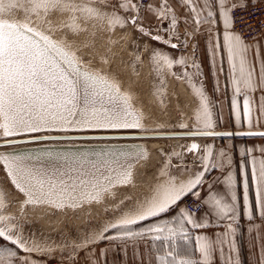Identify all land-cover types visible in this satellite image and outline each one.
Masks as SVG:
<instances>
[{
  "label": "snow or ice",
  "instance_id": "snow-or-ice-1",
  "mask_svg": "<svg viewBox=\"0 0 264 264\" xmlns=\"http://www.w3.org/2000/svg\"><path fill=\"white\" fill-rule=\"evenodd\" d=\"M175 2L176 7H173V0H0V141L3 142L0 147L39 140L41 137L34 134L41 132L100 129H138L148 132L166 127V123H153L150 129L146 121L151 118L135 102V94L122 88L115 73H105L91 67L77 55L74 42L68 40L67 35L61 38L53 35L56 31L64 30L73 35L87 32L89 25L93 29V37L98 25L101 31L108 32L117 26L123 29L131 25L141 37H148L173 50L186 49L189 40L204 28L208 33V50L214 74L218 76L225 71L223 64L226 60L227 79L233 91L235 120L240 126L241 111L237 98L242 95L243 117L249 131L223 134L213 131L215 124L209 99L202 85L198 88L192 83L193 75H202L201 66L194 58L195 46L192 57L180 55L178 58L154 48L150 62L160 79L161 87L157 89L154 86V94L161 110L165 106V72L176 76L177 80L185 79L199 102L193 112L192 118L196 123L192 129L171 133L169 138L264 136V133L250 130L256 111L264 115V58L260 55L258 42L248 43L240 33L232 30L234 17L231 13L235 8L243 7V4L240 0ZM180 7L185 10L183 18L178 14ZM93 21L95 23H91ZM150 21L158 22L154 28L155 34L153 29L144 26ZM165 22L167 27H163ZM181 22L191 26V31L186 27L183 40L177 30ZM218 23L223 28L222 44L216 30ZM173 40L176 42L173 43ZM108 43L116 44L118 41L109 39ZM83 46L91 47V43L84 42ZM100 59L107 62L103 57ZM135 61L139 62L140 57L136 56ZM177 65L185 69L191 66L196 72L190 74L184 71L176 75L171 70ZM258 91L261 95L257 104L253 94ZM174 126L188 129L182 115L179 124ZM49 138L56 137H43ZM186 151L195 156L191 163L185 161L183 152L166 154L157 183L148 197L137 202L133 208L120 211L97 231L71 245L53 246L47 241L38 240L34 233L26 236L23 226L14 223V216L4 214L7 203L0 189V239L5 242L0 244V264H35L31 258L33 253L50 256L54 252L69 249L70 258L75 259L79 251L101 241L110 244L119 242L125 253L131 244L133 257L138 258V242L145 239L153 241L156 264H214L217 258L220 264H239L234 239V223L240 211L235 176L231 171L228 172L222 181L226 187L223 194L213 191L216 180L207 179L213 170L223 171L225 165L230 166L231 157L224 149L214 155L212 145L201 149L195 142L188 145ZM247 151L251 153L252 149ZM261 152L264 153V149ZM148 155L142 145L92 155L37 154L13 150L0 152V164L14 188L24 195L25 199L20 202L22 207L47 205L55 209H75L85 203L100 202L105 195L114 196L113 190L117 187L133 184V161H146ZM173 158L177 160L176 164H173ZM193 166L197 171H192ZM185 173L187 178L179 179ZM241 173L243 211L250 223L255 218L264 221V158L253 157L251 160L254 205L249 198L248 175L243 167ZM205 184L208 186V195L201 200L200 189ZM189 194L200 200L197 207L207 208L199 219L194 211L185 206L178 209V219L172 223L134 227L142 221L169 212ZM219 222H224V232L217 233L215 239L207 235H195V246L192 247L193 237L188 226L193 230L203 229L214 224L219 226ZM262 227L264 224H253L251 228L260 241L259 264H264V235L260 233ZM110 230H114V234L107 235ZM155 242H160L159 246ZM107 251L101 249V257H105ZM196 254L198 258H194ZM90 264H100L94 252Z\"/></svg>",
  "mask_w": 264,
  "mask_h": 264
},
{
  "label": "crops",
  "instance_id": "crops-1",
  "mask_svg": "<svg viewBox=\"0 0 264 264\" xmlns=\"http://www.w3.org/2000/svg\"><path fill=\"white\" fill-rule=\"evenodd\" d=\"M264 0H240L242 4L246 3H257ZM236 2V0H233ZM176 2L173 0V7H176ZM178 14L181 18L185 15V10L180 7L178 10ZM156 21H150L146 23L144 26L146 28H151L154 30ZM163 27H167V22L164 23ZM186 27L188 31H191V26H186L183 22L178 25V32L181 40L184 39ZM206 27V26H205ZM216 30L220 36V43H223L222 37V24H217ZM235 31L234 29H232ZM236 32V31H235ZM154 33V31H153ZM244 39V38H243ZM248 43L258 42L260 45V55L264 58V36L257 37L254 39H244ZM173 43L176 41L173 40ZM188 47H191V51H185L184 55L192 57L193 46H195V60L201 66L202 75L195 76L193 75L192 82L199 88L203 87L205 95L209 99V105L213 112V120L215 127L213 131H249L247 126V122L243 117V96L238 97V103L240 105L241 111V123L240 126H237L235 115L232 109V99H233V91L231 84L227 79V62L225 60L223 67L224 72L219 73L217 76L214 74L209 46H208V33L202 28L201 33L197 34L193 38H191L188 42ZM184 49V48H183ZM190 53V54H189ZM191 64V60L189 61ZM191 68V73L194 74L196 69ZM261 93L258 91L253 94L254 99L259 101ZM258 121V122H257ZM251 131H264V115H261L259 110L256 111L255 117L253 120V125L250 129ZM189 145V142L187 140ZM199 145L201 149H203L207 145H212L214 155H217L220 149H224L226 153L231 157V165H225L223 171L213 170L210 175L207 176L209 181L213 179L217 182L213 184V191L218 193H225L226 187L222 183L224 178L227 176L228 172L231 171L236 179V192L238 196V203L240 205V211L238 213V219L234 223V227L236 228V232L234 235L235 243L238 250L237 258L239 259V264H259L260 258V241L256 239V233L251 230L252 225H261L264 224V221L255 218L251 223L249 222L247 216L243 211V176L241 173L242 167L244 171L247 172L248 181H249V198L250 201L255 203V192L254 187L251 180V160L253 157L256 159L264 158V153L261 152V149H264V136L256 135V136H239V137H208L199 140ZM242 149L244 150V154L242 155ZM248 149H252L251 153H248ZM183 152L186 154L192 155L195 159L194 154L187 153L186 148H183ZM201 154H203L201 152ZM195 172V171H194ZM208 195V186L205 184L203 188L200 189V199L202 200ZM181 207H185L182 203L177 204L174 211L172 212L173 217L172 220L178 219V209ZM207 211V208L204 207L201 213L195 214L196 218L199 219L202 216V213ZM210 219H214V217H210ZM150 225H154L152 221H145L143 227H147ZM189 231L193 237L191 243L194 248L195 235H207L210 238L215 239L217 233H222L225 231L224 222H219V226L215 224L208 228L203 229H191L188 226ZM260 233L264 235V227L260 229ZM157 244V242H155ZM153 241L150 239L141 240L137 245V252L139 253L138 258L133 257V246L131 244L127 247V252L121 250V246L119 242L115 244H110L108 241L102 244H97L89 247L86 250H83L78 259L73 263L69 264H90V259L92 257V253H95V258L100 262V264H156L154 259L155 251L152 249ZM158 244H160L158 242ZM101 249H107V253L105 257H101L100 252ZM20 255H25L24 253H20ZM151 257V259H150ZM31 258L35 261V264H52L45 256L37 255L35 253L32 254ZM194 258H198V254L194 256ZM53 264H68V263H53ZM214 264H220L219 259L214 260Z\"/></svg>",
  "mask_w": 264,
  "mask_h": 264
},
{
  "label": "rangeland",
  "instance_id": "rangeland-1",
  "mask_svg": "<svg viewBox=\"0 0 264 264\" xmlns=\"http://www.w3.org/2000/svg\"><path fill=\"white\" fill-rule=\"evenodd\" d=\"M91 23H95V21ZM89 28H91L90 25H89ZM117 29L121 31L123 34H126V33L132 34L131 38L128 40L129 48L132 52V57L129 60L121 61L120 62L121 66L128 65L133 70L135 76L138 77L140 75V68L143 64V60L146 59V61L148 62V70L150 74V87H149L150 94H151L150 96L152 97V99L158 102L159 111L162 112L164 110V107L161 110L158 98L154 94V86L157 89H160L161 86H160V79L157 77L156 73L154 72L153 65L150 62V56H151L152 50L154 48L159 49L163 52L169 53L173 58H178L180 55H184L185 51L190 52L192 48L187 47L186 49L181 48L180 50H173L169 46L164 45L162 43H158L156 41H152L148 37H141L138 32H135L133 30L131 25L123 29L117 26L113 30L115 31ZM113 30L111 32L104 30L107 36L99 35V38L103 40L105 43L108 42L109 39L112 38V35L114 32ZM95 32L101 34L103 31L100 30L99 25H98ZM124 38L125 37H123L122 39ZM111 40H114V39H111ZM106 44L109 45V43H106ZM104 56L105 57L103 58L104 60H106L107 52L106 54H104ZM136 56L140 57L139 62L135 61ZM86 59L90 60V57H87ZM133 64L135 66H133ZM189 65H190V62H189ZM171 71L174 72L176 75H181L184 71L191 73V68L189 66L185 69L177 65V66H174ZM163 79H164V84H165L166 89L168 88V82L170 79H173L175 81V85L172 89V92H173L176 84L179 81V80L176 81L177 80L176 76L170 75L168 72H165ZM182 80H184L188 92L193 95V101L195 102L194 103V110H195L199 104L198 99L194 96L193 91L191 87L189 86V84L186 82V80L183 78ZM167 97H168V94L166 91V95L164 96L165 104L168 100ZM194 121L195 120L193 119V122ZM146 123L149 125L150 128H152V124H153L152 121H146ZM195 123L196 122H194V124ZM194 124L190 126L188 124V130H191ZM156 130H159V129H156ZM190 141H199V140L197 139L188 140V142ZM167 142L168 143H166V146L164 147L165 154H161V160L155 169L156 172H154L153 176L148 177L151 181L150 185L147 186L146 184L144 185L140 184L136 190L130 191L126 197L122 198L114 205L107 206L105 204L101 209H96V212L92 210H88L85 215H81V213H79L78 211H75L77 209H73V208L70 209L68 213L66 212L67 209L65 208L63 209L64 211L55 209L54 210L55 212H53L51 215H44L49 220L48 225H42L39 221H37L38 219H37L36 214L32 212V211H35L34 209L31 210V214L30 213L26 214V212L23 209L21 210L19 209L20 201L18 200V198L24 197V195L14 188V186L11 184L9 178L6 175L3 165L0 164V189L3 190V193L6 197V203H7V206L4 209V214L13 215L15 217L14 223H17L23 226V231L26 236L34 233L38 240L47 241L53 246L71 245L75 242L81 241L85 238L87 234L97 231L99 228H101L104 225L105 222L113 219L116 215L119 214L120 211H126L130 208H133L137 204V202H139L140 200L150 195V190L152 189L153 185L157 183V176L161 170L162 165L165 162L166 154L171 153L172 151L183 152V148L184 147L186 148L188 146L187 140L185 139H170V140H167ZM181 146H184V147H181ZM183 153H184L185 161L191 163L194 160L192 155L186 154L185 152ZM176 163H177V160L173 158V164H176ZM192 171L193 172L197 171V168L193 166ZM186 178H187V173L179 176V179L181 180L186 179ZM160 179H163V177H161ZM186 197H184L181 201H179L178 204L182 203L184 205V200L186 199ZM122 201L123 203H121ZM34 206L35 205H27L29 209L33 208ZM175 207L172 208L167 213H163L158 217H153L145 221L147 222L152 221L153 224H160V225H163L165 223H172L173 221L172 212L174 211ZM82 216H84V223H82L83 221L81 222ZM56 218H58L57 219L59 221L58 223L55 222ZM61 220L64 223H62ZM145 221L140 222L138 225L134 227L143 228V224ZM112 234H114V230H110L109 233H107V235H112ZM105 242L107 241H101L98 244H102ZM4 243L5 242L2 239H0V244H4ZM157 246H159L158 242H157ZM82 251H79L75 259L70 258V254H69L70 249L64 250L62 252L61 251L54 252L50 256L49 255H43V256H45L52 264L61 263V262L69 264V263L75 262V260L78 259V256L80 255Z\"/></svg>",
  "mask_w": 264,
  "mask_h": 264
},
{
  "label": "bare ground",
  "instance_id": "bare-ground-1",
  "mask_svg": "<svg viewBox=\"0 0 264 264\" xmlns=\"http://www.w3.org/2000/svg\"><path fill=\"white\" fill-rule=\"evenodd\" d=\"M16 15L20 14L16 13ZM53 20L55 23V18H53ZM92 31L93 29L89 28L87 32H80L79 34L73 35L68 33L67 30H64L56 31L53 33V35L56 38H61L67 35L68 40L74 42L77 55L82 58L85 63L90 64L91 67L98 69L101 72H113L116 74L117 78L121 81L122 88H127L128 91L135 94V102L138 103L143 112L151 118L150 121L153 123H166L165 128L159 130L154 129L150 131L161 130L169 132L184 130L174 126L179 124L181 115L188 121L189 126L194 124L195 121L193 122L192 116L195 102L193 101V95L188 92L184 80H176L178 83L174 88L175 92H172L175 81L173 79H168V88L166 89L168 100L164 106V110L160 112L158 102H156L150 96V74L146 59L143 60V64L140 68V75L138 77L135 76L133 70L128 65L121 66L120 64L121 61L129 60L132 57V52L129 48L128 42L132 34H123L118 29L115 31L113 30L114 32L111 39L118 41V43L107 45L106 43L108 42L105 43L99 38V35L107 36L105 31H103L101 34L96 32L94 37L91 35ZM123 37L126 39H122ZM84 42H90L91 47H84ZM106 52L107 62H102L100 57H105L104 54H106ZM87 57H90V60L86 59ZM167 140L170 139L147 140L145 142L149 151V155L146 161H140L134 166L133 184L117 187L113 190L115 193L114 196L105 195L100 202L85 203L82 206L75 208L77 209L75 211H78L81 213V215H85L88 210L96 212V209H101L105 204L107 206L114 205L119 200L126 197L130 191L136 190L140 184H146L147 186L150 185L151 181L148 177L153 176L154 172H156L155 169L161 160L162 154L159 152V148H164L166 143H168ZM24 199L25 197L18 198L20 202H22ZM20 202L19 209H23L26 214H31V210L34 209L35 211L32 212L36 214L38 219L37 221H39L42 225H48L49 223L48 218H46L44 215H51L53 212H55V208L47 205H35L33 208L29 209L27 206L22 207ZM65 209H67L66 212L68 213V211H70L72 208L65 207ZM57 219L58 218L55 220L56 223L59 222ZM81 222L84 223V216H82ZM62 223L64 222L62 221Z\"/></svg>",
  "mask_w": 264,
  "mask_h": 264
},
{
  "label": "water",
  "instance_id": "water-1",
  "mask_svg": "<svg viewBox=\"0 0 264 264\" xmlns=\"http://www.w3.org/2000/svg\"><path fill=\"white\" fill-rule=\"evenodd\" d=\"M186 120V119H185ZM181 121V119H180ZM187 124L188 121L186 120ZM188 130L180 131H148L141 132L138 129H100V130H85V131H69V132H41L34 135L41 137V139L29 143L17 144L7 147H0V152L7 151H21L25 153H43L52 152L60 155H81V154H96L101 152L118 151L120 149H127L129 146L142 145L147 149V140H161V139H180L169 138L171 133H179ZM216 133H242L248 131H214ZM254 133H264V131H252ZM56 137L43 139V137ZM241 135H233L230 137H239ZM209 137H226L224 135L209 136ZM208 137H185L181 139H203ZM12 139H27V137H13ZM199 141H190L191 143ZM3 142L0 141V144ZM162 150V151H161ZM159 152L164 153V148H159ZM144 161V160H141ZM140 162V161H139ZM134 165L137 162L133 161Z\"/></svg>",
  "mask_w": 264,
  "mask_h": 264
},
{
  "label": "built area",
  "instance_id": "built-area-1",
  "mask_svg": "<svg viewBox=\"0 0 264 264\" xmlns=\"http://www.w3.org/2000/svg\"><path fill=\"white\" fill-rule=\"evenodd\" d=\"M231 15L234 17L233 29L240 33L244 39L250 40L264 36V1L246 3L237 7ZM200 200L189 195L184 200V206L195 214L201 213L204 207H197Z\"/></svg>",
  "mask_w": 264,
  "mask_h": 264
}]
</instances>
